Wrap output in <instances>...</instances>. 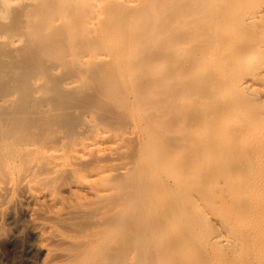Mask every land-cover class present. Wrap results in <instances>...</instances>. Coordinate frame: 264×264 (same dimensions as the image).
<instances>
[{
	"label": "bare ground",
	"instance_id": "1",
	"mask_svg": "<svg viewBox=\"0 0 264 264\" xmlns=\"http://www.w3.org/2000/svg\"><path fill=\"white\" fill-rule=\"evenodd\" d=\"M138 160L205 264H264V0H0L15 264H110Z\"/></svg>",
	"mask_w": 264,
	"mask_h": 264
},
{
	"label": "rangeland",
	"instance_id": "2",
	"mask_svg": "<svg viewBox=\"0 0 264 264\" xmlns=\"http://www.w3.org/2000/svg\"><path fill=\"white\" fill-rule=\"evenodd\" d=\"M212 167L218 173V166L214 164ZM143 168L144 164L138 160L132 164L131 180H127L129 177L118 180L122 194L127 193L128 188L132 190V204L127 205V211L124 212L130 214V217L129 220L128 218L121 220L116 237L118 245L110 250L108 261L113 264L115 257H118V264H205L206 255L195 241L190 214L181 213L177 208L178 193L172 191L162 199L147 191L152 183L148 179L149 172ZM203 189L197 187L195 190ZM2 225L5 237L0 240V264H15L17 258L14 228L10 223ZM165 233L172 234L174 241L162 242ZM25 240L29 241L32 238L26 236ZM130 247L132 256L127 260L126 252ZM185 248L191 250L193 255L191 258H184L183 253H180V250Z\"/></svg>",
	"mask_w": 264,
	"mask_h": 264
}]
</instances>
